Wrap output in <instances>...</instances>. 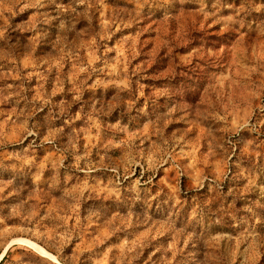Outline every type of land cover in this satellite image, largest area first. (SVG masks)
<instances>
[{
    "label": "rangeland",
    "instance_id": "374dc122",
    "mask_svg": "<svg viewBox=\"0 0 264 264\" xmlns=\"http://www.w3.org/2000/svg\"><path fill=\"white\" fill-rule=\"evenodd\" d=\"M0 264H264V0H0Z\"/></svg>",
    "mask_w": 264,
    "mask_h": 264
}]
</instances>
